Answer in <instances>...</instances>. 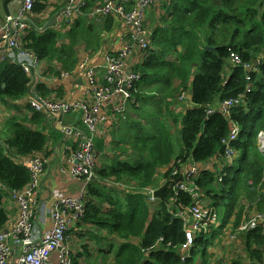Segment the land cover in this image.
<instances>
[{"label": "trees", "instance_id": "1", "mask_svg": "<svg viewBox=\"0 0 264 264\" xmlns=\"http://www.w3.org/2000/svg\"><path fill=\"white\" fill-rule=\"evenodd\" d=\"M44 1H35L34 12L45 10ZM168 3L163 7L162 23L151 29L155 49L136 67L142 77L160 81L157 91L162 99L153 104L152 96L145 97L137 85L139 99L132 107L136 112L147 99L146 112L151 116L145 118L136 112L135 118L126 108L125 116L114 123L112 130V137L118 139L111 148L113 155L105 164L101 163L102 158L98 159L96 168L99 183L113 179L125 183L127 191L123 189V196L112 195L101 183L94 186L93 182L87 197V214L82 220L109 235L119 236L120 241L115 242L119 248L112 250L113 264H183L181 249L193 230V219L181 217L179 212L186 211L195 201L186 191H174L173 184L165 190L170 203L151 200L150 190L179 177L195 161L208 162L224 152L222 140L230 133V120L209 110L216 109L226 98L238 96L249 84L244 68L231 66V51L239 53L245 63L263 59L260 71L253 74L247 105L233 109L231 114V120L240 126L235 147L241 156L231 167L225 159L221 160L227 173L222 181L219 180L222 171L203 170L195 183L201 199L217 209L223 224L232 218L235 227L248 221V202L250 207L256 203V210L264 212V154L257 144V135L264 130V0H169ZM85 10L89 12L90 8ZM86 22V15L81 16L66 33L51 27L40 31L36 27L30 30L25 46L41 60L59 59L65 69H72L78 61L76 46L81 42L92 44L86 40L93 37ZM117 24L116 17H107L102 32H112ZM96 42L94 49L100 46V40ZM30 83L29 73L20 64L5 61L0 69V101L10 104L27 98ZM37 88L43 96L51 98L45 84L39 83ZM28 108L31 115H12L1 136L4 145L0 144V230L9 223L5 201L10 192L20 191L30 182L26 158L49 154L46 149L50 135L45 129L48 115ZM156 109L160 110L158 118L155 113L152 115ZM162 111L172 118L177 132H171V121H167ZM115 117L118 119L120 115ZM141 119L145 120L144 125ZM125 129L127 136L117 135ZM99 149H105V145L99 144ZM215 166H220V162ZM175 168L177 175L173 173ZM216 231L214 227L207 233H195L186 264L211 262L208 248ZM107 234L97 237L100 244L109 240ZM241 239L250 264L263 263V228L245 232ZM109 241L106 248H99L103 259L106 255L109 259L105 252L114 246ZM69 246L74 264H96L87 261V255L84 261H78V256L89 251H76L71 241ZM230 264L247 263L238 258Z\"/></svg>", "mask_w": 264, "mask_h": 264}, {"label": "built area", "instance_id": "2", "mask_svg": "<svg viewBox=\"0 0 264 264\" xmlns=\"http://www.w3.org/2000/svg\"><path fill=\"white\" fill-rule=\"evenodd\" d=\"M159 1L161 0H103L96 7L95 12L100 16H118L122 24L127 25L122 28L128 29L129 36L118 48L104 53L103 63L90 60V54L80 60L78 67L85 74L92 89L90 93L92 101L54 100L45 96L30 99L29 104L32 109L45 112L56 119L63 114L82 111L84 129L60 122L61 129L66 135L74 136L77 140L78 148L71 160V174L80 179L81 188L74 195L54 197L53 207L50 210L51 225L43 230L39 221L44 222L41 216L44 212H37L42 208L37 193L47 161L39 154L27 157L31 179L23 189L11 191L9 194L17 205L18 218L14 223H8L9 225L0 230V264H74L69 246V232L71 226L81 221L87 212L88 187L93 182L99 164L96 138L104 125L108 122L111 125L112 122H119L125 116L127 105L136 101V86L142 75L136 70L135 63L142 59L139 52L145 55L154 50L151 29L146 25V12ZM81 2V0H66L63 11L65 25H70L74 21ZM33 6L34 0H23L18 13L9 14L0 22V46L4 43L13 61L20 64L30 75L41 62L36 52L26 47L24 42L30 26L28 13L32 11ZM65 27L61 25L62 29ZM230 62L231 66L244 68L249 84L238 96L226 98L220 101L216 109L209 110V113L220 112L230 120V133L222 140L225 146L224 152L208 162L192 163L186 168V172L181 174L184 177L183 181L175 183L173 187L177 193L188 192L195 201L186 211L179 212L181 217L193 219L191 225L193 230L188 233L187 241L181 249L183 264H186L185 261L189 257L195 233L210 231L212 225L220 229V242L226 246L225 252L222 249L217 251L216 262L212 264L218 262L230 264L233 257L226 252L239 248L240 243L244 245L241 239L244 233L260 226L264 230V212L258 210L249 211L248 221L242 223L239 229H234L233 219L223 224L217 209L206 205L201 199L195 183L203 170L222 171L219 174V180L222 181L226 172L222 168L225 163L221 160L225 159L230 166L237 157L238 151L234 142L239 138L240 126L231 120V114L233 109L247 105L249 94L253 89V74L260 71L262 61L259 57L250 63H245L239 53L231 51ZM101 68L104 71L102 82L98 79ZM68 75L62 73L63 77ZM117 114L120 118H113L112 115ZM257 144L264 154V130L259 131ZM217 161L220 162L218 167L215 166ZM173 173L177 175L178 168H175ZM150 192L152 193V190ZM13 244L16 247L20 246V251L14 249ZM247 264H250V259Z\"/></svg>", "mask_w": 264, "mask_h": 264}, {"label": "crops", "instance_id": "3", "mask_svg": "<svg viewBox=\"0 0 264 264\" xmlns=\"http://www.w3.org/2000/svg\"><path fill=\"white\" fill-rule=\"evenodd\" d=\"M6 0H0V22H2L5 17L7 16V11L4 6ZM89 5H91L92 0H85ZM167 3L169 0H164ZM21 2L22 0H9L7 5V10L11 14H16L19 12L21 8ZM44 3L47 5L45 10H43L41 13L33 12L30 17L31 25L33 28L35 26L40 30L43 31L47 27H51L54 29H57L58 31H61L62 33H66L71 27L68 29H62L61 23L63 20L62 16V9L64 10L63 6L65 5V0H45ZM97 1L95 2V4ZM92 6L90 12L88 13L86 10L82 11L83 15H86L88 22H86V25L89 27L91 33H93V37L87 39L86 34L85 38L87 41L92 42L93 45H97L96 41L100 40V46L96 49H87L84 48L83 51L78 52V55L80 58L84 56V54L89 51L90 52V60L98 63L103 62V54L106 50L117 48L120 46L122 41H126L128 39V29H123L122 27H127L125 24H120L118 22L117 27L112 32H106L104 34L102 32V22L99 21V19L93 15V7ZM169 4V3H168ZM167 5V4H166ZM157 7L158 9H155L154 13L156 17V21L153 23V26H151V22L148 25L150 29L154 28V25L156 23H162V13L164 14L163 7ZM150 11V10H149ZM9 13V14H10ZM44 25L42 28L40 25ZM81 53V54H80ZM5 61L8 62H14L13 58L10 56L9 51L7 50L4 43L0 46V69L3 66V63ZM75 69H65L63 66V62L59 59H47L42 60L39 64V67L35 70V73L30 75L31 83L30 85H35L39 83H43L46 85V87L49 89V97L51 98H65L73 101H84L89 100L90 93L87 89V84L84 78V73L82 72H76L73 74V76L70 77H63L62 71H76L79 69V67H74ZM104 74V71L100 73L102 76ZM99 76V77H101ZM102 79V77H101ZM30 94H34L36 96H43V94L39 91V88L36 89V86L33 88V92H29L27 96L31 97ZM139 99V98H138ZM27 98H23L21 100H14L10 101V104L4 103L0 101V139L1 136L4 135V128L6 121L14 114H20L22 116L31 115V111L28 108V105L26 104ZM131 113L132 117H137V114L135 110L132 107V104H129L128 108V114ZM113 118L116 115H112ZM62 123H69L73 124L79 127H83V120H82V111H76L72 112L70 114L64 115L62 118ZM58 120L57 122H54L52 118H49V122L45 124L46 133L50 135L47 151L48 155H45L42 153V156L46 159V168L45 171L42 174L41 184L37 193V197L39 198V203L41 205V209H39L38 213H43L44 215H41L43 217V221H39L40 226L43 227V230H46L49 225H51V217H50V210L53 207V199L55 196L61 197L66 195H74L79 192V189L81 188V181L79 178H76L72 176L71 174V160L73 157L74 152L77 149V140L74 136L66 135V133L58 127ZM52 128V129H51ZM54 128V129H53ZM114 129V123L112 122L109 124V122L104 125L98 134L96 138V151L98 154V159L102 158L103 164L108 162V159L110 156L113 155L112 152V146L113 142L115 140H118L117 138L112 137V130ZM127 136V132L125 129L124 133L118 132L117 135H124ZM110 141L112 144H110ZM103 143L105 145V149H99V144ZM115 143V142H114ZM100 163V164H101ZM95 185L99 183V181L93 179ZM97 181V182H96ZM101 183V182H100ZM99 183V184H100ZM92 184V183H91ZM90 184V185H91ZM93 185V184H92ZM104 187L108 190L109 193L112 195H124L122 194L126 190L125 183L123 182H115L113 179H109L108 182H104ZM125 190L123 191V189ZM107 207L110 205L106 203ZM5 207L9 213V224L14 223L16 219L18 218V208L16 203L8 196L5 201ZM103 207H105V204H103ZM106 210V208H105ZM8 224V225H9ZM73 228L70 229L69 235L70 239L69 241L72 242L74 247L76 248V251L80 250V252H83V249L81 247V242L83 246V242L86 241V238L89 239H95V237H98L99 235H105L106 230L99 229L97 226H94L91 223L87 222H80L74 224ZM97 233V234H96ZM109 235V234H107ZM100 237V236H99ZM109 238V237H107ZM109 242V240H106ZM106 241L101 242V248H106ZM118 241L119 238H118ZM88 243V242H87ZM99 243V242H97ZM14 249L17 251H20V246H14ZM74 248V250H75ZM100 247H98L99 249ZM84 249L87 250V246L84 245ZM223 248H218V251ZM225 249V248H224ZM226 250V249H225ZM228 250V249H227ZM224 251V250H223ZM79 252V253H80ZM225 252V251H224ZM230 255L232 254L233 259H238L240 257L238 251L230 249V252H228ZM78 261L82 262L85 260V255L78 256Z\"/></svg>", "mask_w": 264, "mask_h": 264}, {"label": "rangeland", "instance_id": "4", "mask_svg": "<svg viewBox=\"0 0 264 264\" xmlns=\"http://www.w3.org/2000/svg\"><path fill=\"white\" fill-rule=\"evenodd\" d=\"M166 4H167L166 1L161 0L156 5L150 7L147 10V12H146V18H147L146 25H147V27L150 24V22H151V26H153V23L156 21V17L154 18V16H155L154 11H155V9H158V8L155 7V6L158 5V7H164ZM149 20H150V22H149ZM157 24L159 25L160 23H157ZM90 46L91 45H89V47ZM95 46L96 45H93V47H95ZM139 53H140L142 59H144V53H142V52H139ZM137 65H139V64L138 63L135 64V67H137ZM174 82H175V85H176L177 83H176L175 80H174ZM138 86L140 87V91L139 92H141L145 97L152 96L153 104H155L157 102L159 103V101H161V99H162L161 92L157 91V88L160 86V81H156L152 77H143L142 79L139 80ZM148 104L149 103H148L147 99L142 101L141 105L136 108V112L140 116H144L145 118H148V117L150 118L151 115L146 112V108H147ZM148 110L151 111V109H148ZM162 112L164 113V111H162ZM154 113H155L156 118H158V116L160 114V110L152 112V115ZM164 115L166 116L167 121L170 122L172 120V118L170 116H168V113H166V114L164 113ZM135 118H138V117H135ZM140 122L143 125L145 124V120L144 119H141ZM169 125L172 126V131H171L172 133L178 131V129L172 124V121L169 123ZM131 134H133V132H131ZM110 144H112L111 141H110ZM239 156H240V154L238 153L237 158H239ZM226 175H227V173L224 174L223 176H226ZM248 203H249V206H247V209L249 211L252 210V209H256L255 208V207H257L256 203H253L252 207H250L251 203L250 202H248ZM227 205H228V202H227ZM240 227L241 226H238V225L235 227V225H234V229H236V228L239 229ZM106 234H107V232H106ZM97 235H98V237L101 236L99 234H97ZM102 236H104V235H102ZM108 237H109V240H111L113 242V244H114V246L112 247L111 251H106L105 252V253H107L109 255L108 256L109 259L107 258V255H106V257L104 259L100 256L102 253L99 251L98 247H101L102 245L100 243H97V242H99V239L97 237H95V239H89L87 237L86 241L83 242V246H82V242H81L80 245H81L83 251L86 250V249H84V245L87 246V250L89 251V252L85 253V256L87 255V261L92 262V263H96V264H98V263L99 264H113L114 263V254H113L112 250L116 251L119 248V244L115 243V242H119L118 241V237L119 236H116L115 234H110ZM219 239H221V238L219 237V234L216 233L212 244L208 248L209 249L208 253L210 254V260H211V262L209 264L216 262V259L214 257H215V253L218 251V248H223V249L225 248L226 249V246H223L221 243H217L216 244V241H218ZM232 245H234V244H232ZM105 247H107V246H105ZM235 250L238 251V253L240 255V257H239L240 259L242 258L246 263H249L248 253H246V251L244 249V245L242 246V243H240L239 248H237ZM229 252H230V250H229ZM198 261L201 262L202 258H200Z\"/></svg>", "mask_w": 264, "mask_h": 264}, {"label": "clouds", "instance_id": "5", "mask_svg": "<svg viewBox=\"0 0 264 264\" xmlns=\"http://www.w3.org/2000/svg\"><path fill=\"white\" fill-rule=\"evenodd\" d=\"M35 1L36 0H34V6H35ZM82 2H81V5H80V10H79V12L77 13V15H76V17H75V19H74V21L72 22V23H70V25H65V17H64V14H63V12H62V16H63V20H62V23H61V25H64V26H66L65 27V29H68L69 27H72V25L74 24V22L77 20V19H79L81 16H83V14H82V11H84L85 9H87V8H90V10H91V8H92V6L95 4V2L97 1V3L95 4V6L93 7V15H95L98 19H99V21H103L104 22V20L105 19H107V17H109V16H113V17H116L117 19H118V22L120 23V24H122V20L118 17V16H116V15H106V16H100V15H98L96 12H95V9H96V7L98 6V5H100L102 2H103V0H92V2H91V5H89L88 3H87V1H85V0H81ZM22 2H23V0H22ZM22 2H21V7H22ZM34 6H33V9H32V11L30 12V13H28V21L30 22V26H29V29H28V32H27V34L25 35V37H24V42L26 41V37L28 36V34H29V32H30V30L31 29H34L33 27H32V25H31V21H30V17H31V14L34 12ZM65 6H66V0H65V5L63 6V8H65ZM21 9V8H20ZM62 11H64L63 9H62ZM90 12V11H89ZM88 12V13H89ZM10 13V12H9ZM9 13L7 14V15H9ZM11 14V13H10ZM80 15V16H79ZM146 20H147V18H146ZM102 22V23H103ZM67 26H69V27H67ZM41 27V26H40ZM35 28H36V26H35ZM42 28V27H41ZM71 29V28H70ZM61 32V31H60ZM67 32V31H66ZM62 33V32H61ZM152 37H153V33H152ZM65 41H67V40H65ZM61 43H64V41L63 40H61L60 41ZM153 44V43H152ZM86 44L85 43H79L77 46H76V51H77V56H78V61H77V64L75 65L76 67H78L79 66V63H80V60L83 58V57H85V56H87V55H89L90 54V52L89 51H87L85 54H84V56L82 57V58H80V56L78 55V52H81V51H83V49L84 48H87V49H94V47H93V43L91 44V46L89 47V46H85ZM119 47V46H118ZM117 47V48H118ZM112 49H116V48H112ZM112 49H109V50H106V51H110V50H112ZM154 49H155V47H154ZM106 51L104 52V53H106ZM152 52V51H151ZM151 52H149V53H147V54H145L144 55V59H141L140 61H138L137 63L138 64H140V63H142L146 58H147V56H149L150 54H151ZM81 54V53H80ZM103 56H104V54H103ZM104 58V57H103ZM42 61V60H41ZM261 61H262V63H263V59L261 58ZM103 63V62H102ZM137 63H135V64H137ZM262 63H261V65H262ZM136 68V67H135ZM75 68H73V70H74ZM136 70H137V68H136ZM138 71V70H137ZM76 72H82L80 69H77L76 71H65V70H63L62 71V73H68L69 75L68 76H66V77H70V76H73V74L74 73H76ZM101 72H103V69L101 68V70L99 71V76H101L100 75V73ZM139 72V71H138ZM35 73V72H34ZM83 73V72H82ZM140 73V72H139ZM258 73V72H257ZM254 74H256V73H254ZM30 75V74H29ZM32 75V74H31ZM62 75V74H61ZM84 75V78H85V81H86V84H87V89H88V91H89V93H92V89H91V87H90V85H89V83H88V81H87V79H86V77H85V74H83ZM142 75V74H141ZM103 76H104V74L101 76L102 77V79H101V77H98V79H99V81H103ZM143 77H141V79H142ZM247 79V78H246ZM248 81V80H247ZM139 83V82H138ZM138 83H137V85H138ZM36 86V89H37V84H35L34 86L33 85H30V87H29V92L31 91V92H33V88ZM28 92V93H29ZM27 93V94H28ZM136 93H138V88H137V86H136V91H135V95H136ZM30 96L31 97H29V96H27V101H26V104L28 105V107H30V99L31 98H33V97H37L36 95H34V94H30ZM88 99H90L91 101H92V97H91V94H90V97L88 98ZM62 100H69V99H65V98H62ZM86 101H89V100H86ZM138 102V97H137V95H136V101L135 102H131L130 104H135V103H137ZM127 108H129V105H127ZM81 111V110H80ZM46 115H48V118H52L53 120H54V122H57V120L59 121L58 122V124H60L61 125V123L60 122H62V120H61V118L64 116V115H66V114H63V115H61V116H59L58 117V119H56L55 117H53V116H50L49 114H47L46 113ZM82 129H84L85 128V125H84V123H83V127H81ZM239 136H240V134H239ZM238 140V139H237ZM236 142V141H235ZM235 142H234V145H235ZM77 148H78V146H77ZM237 149V148H236ZM238 151V153L240 154V156H241V152L239 151V150H237ZM238 153H237V155H238ZM96 154H97V151H96ZM97 156H98V154H97ZM240 156H239V158H240ZM239 158H235L234 159V162L230 165V167L232 166V165H235V164H237V162H238V160H239ZM45 168H46V166H45ZM181 176V175H180ZM179 176V177H180ZM179 177H177V178H179ZM96 178V180L98 181V179H97V175H96V171H95V177L93 178V179H95ZM176 179V178H175ZM96 181V182H97ZM93 182H94V180H93ZM93 182H92V184H93ZM95 183V182H94ZM92 184L91 185H89V187H88V193H89V189L90 188H92L91 186H92ZM104 183H101V187L103 188V189H105V191H107L108 192V190L104 187V185H103ZM175 183H173V185H174ZM153 190H155V189H152V193L150 192V198H151V200H153V201H155L156 200V198L153 196ZM111 194V193H110ZM87 197H88V195H87ZM86 204H87V200H86ZM105 210V209H104ZM107 210V209H106ZM105 210V211H106ZM253 210H256V209H253ZM251 211V210H250ZM258 211H260V210H258ZM262 212V211H261ZM86 214H87V212H86ZM86 216V215H85ZM220 217V216H219ZM85 218V217H84ZM83 218V219H84ZM82 219V220H83ZM233 219V218H232ZM82 220L81 221H79L78 223H80V222H82ZM220 220H221V218H220ZM229 222L231 221V219H229L228 220ZM227 221V222H228ZM222 222V221H221ZM235 221H234V219H233V223H234ZM213 226V228L214 227H216L215 225H212ZM212 228V229H213ZM216 232H215V234L216 233H218L219 234V237H220V233H221V231H220V229L219 228H217L216 227ZM255 230V229H254ZM210 231H212V230H210ZM210 231H207V232H210ZM207 232H205V233H207ZM220 240L221 239H219L218 241H216V244L217 243H221L220 242ZM209 250V249H208ZM222 250H224V251H226L225 249H222ZM246 251V250H245ZM247 253V252H246ZM216 254H217V252L215 253V256H216ZM215 258V257H214ZM234 260V259H233ZM212 264V263H211ZM216 264H219V262L218 263H216Z\"/></svg>", "mask_w": 264, "mask_h": 264}, {"label": "water", "instance_id": "6", "mask_svg": "<svg viewBox=\"0 0 264 264\" xmlns=\"http://www.w3.org/2000/svg\"><path fill=\"white\" fill-rule=\"evenodd\" d=\"M9 0H6L5 3H4V6L6 8V13L8 14V10H7V5L6 3L8 2ZM207 48H212V47H208ZM212 49H215V48H212ZM47 122H49V118H47ZM58 127L61 128V125L58 124ZM0 144L4 145V142L0 139ZM6 152V150H5ZM184 177L183 176H180L179 178H176V179H171V180H167L165 181L160 187L156 188L155 190H153V196L156 198V199H162V200H166L167 203H170L169 200L166 199V196H165V190L167 188H169L171 186V184L173 183H178V182H181L183 181Z\"/></svg>", "mask_w": 264, "mask_h": 264}]
</instances>
